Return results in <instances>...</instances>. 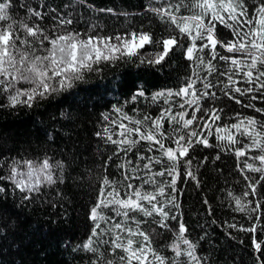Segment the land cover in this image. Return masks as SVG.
Returning <instances> with one entry per match:
<instances>
[{"label": "snow or ice", "instance_id": "obj_1", "mask_svg": "<svg viewBox=\"0 0 264 264\" xmlns=\"http://www.w3.org/2000/svg\"><path fill=\"white\" fill-rule=\"evenodd\" d=\"M77 3L87 0H75L63 9L48 0H38L36 6L27 0H0V99L5 101L0 107L32 109L72 90L89 74L101 73L102 64L126 62L159 70L176 50L189 62L191 72L178 87L151 95L143 84L137 85L123 103L118 100L100 113L94 135L114 150L101 165L105 171L88 213L90 233L73 251L91 254L89 264H116L117 258L119 264H210L199 254L198 242L187 236L178 211V181L190 180L200 187L193 171L197 158L191 155L196 145L234 154L236 169L247 182L241 194H227L233 211L247 215L252 223L226 227L255 234L259 224L264 231V0L251 4L248 0H149L143 12L167 25L169 34L160 36L130 25L107 34L91 25L82 33L71 27L72 12H64ZM18 10L23 14L14 15ZM97 11L123 16L125 21L131 15L113 8ZM219 26L230 30L231 37ZM218 92L237 104L242 101L234 93L252 102L260 100L259 107L243 105L254 109L260 119L236 113L228 117L234 122L220 123L225 110L216 104ZM129 105H137L131 114ZM6 151H0L4 197L11 187L13 194L19 192L21 203L31 202L32 194H39L43 186L64 183L63 160L47 154L42 159H20ZM113 160L116 176L108 172ZM206 160L196 165L197 171ZM144 225L157 227L149 230ZM167 233L171 239L158 250L156 241ZM252 248L256 264H264V242L254 237Z\"/></svg>", "mask_w": 264, "mask_h": 264}, {"label": "trees", "instance_id": "obj_2", "mask_svg": "<svg viewBox=\"0 0 264 264\" xmlns=\"http://www.w3.org/2000/svg\"><path fill=\"white\" fill-rule=\"evenodd\" d=\"M27 2L36 6L38 0ZM74 2L48 0L51 6L59 9ZM148 2L87 0L86 4L77 3L64 12H72L75 23L71 27L82 33L87 32L91 25L97 26V31L103 28L104 34L123 31L130 25L137 30L143 27L154 36L168 35L167 25L143 12ZM248 2L251 4L252 0ZM100 8H113L117 13L126 11L131 15L125 21L123 16L98 12ZM22 14L23 10L14 13L17 16ZM219 27L225 36L231 37L230 30ZM100 67L103 69L101 73L89 74L86 81L78 82L72 90L43 101L32 109L0 107V151L7 150L6 155L20 159H42L47 154L54 160L66 163L64 183L43 186L39 194H32L31 202L21 203L19 192L13 194L11 187L7 197L0 194L2 264H89L91 254L73 251V248L90 233L88 213L96 202L99 179L105 171L101 165L114 150V146L106 145L94 135L101 123L100 113L109 110L118 100L123 103L125 96L130 95L137 85L143 84L148 90L147 94L151 95L152 91L178 87L191 72L189 62L180 50H176L175 55L159 70L136 67L126 62L102 64ZM239 86L246 87L243 83ZM218 95L220 98L216 104L225 110L220 123L234 122L229 121L228 117H234L236 113L255 115L260 119V114L255 113L254 109L243 106L255 103L259 107L260 100L252 102L248 96L234 93L242 101L237 104L235 99H229L219 92ZM4 102L0 99V103ZM133 107L137 105L128 106L130 114ZM139 107L143 108V104ZM151 111L156 114L157 110L153 108ZM210 142L216 143L214 137ZM218 152L216 147L204 148L202 145H196L191 152L197 158L193 161V171L199 178L200 187L190 180L178 181L181 189L177 196V202L181 205L179 217L188 229L187 236L198 242L199 254L206 256L210 264H256L252 239L258 237L264 242V231L259 224L255 234L226 227V224L249 227L252 222L247 215L233 211L234 204L227 194L228 191L241 194L247 183L236 169V157L232 153L219 152L220 159L217 160ZM204 157L207 160L197 171L196 165ZM115 163L113 160L108 169L112 176L118 174ZM209 212L212 214L209 215ZM173 214H176V210H173ZM170 223L178 227L175 221ZM144 227L151 230L157 226ZM170 239L171 233H167L156 241L155 246L159 250L165 240ZM116 264H119L118 258Z\"/></svg>", "mask_w": 264, "mask_h": 264}]
</instances>
